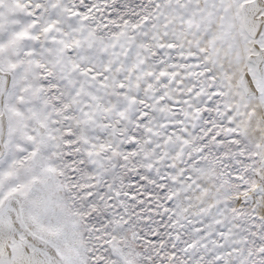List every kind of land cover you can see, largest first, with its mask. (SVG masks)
I'll return each mask as SVG.
<instances>
[{"label":"snow or ice","instance_id":"obj_1","mask_svg":"<svg viewBox=\"0 0 264 264\" xmlns=\"http://www.w3.org/2000/svg\"><path fill=\"white\" fill-rule=\"evenodd\" d=\"M0 264H264V0H0Z\"/></svg>","mask_w":264,"mask_h":264}]
</instances>
